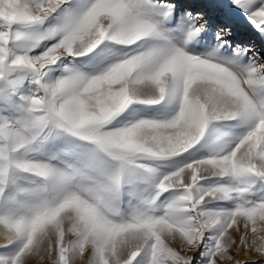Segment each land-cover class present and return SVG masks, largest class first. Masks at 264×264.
<instances>
[{"label":"rangeland","instance_id":"rangeland-1","mask_svg":"<svg viewBox=\"0 0 264 264\" xmlns=\"http://www.w3.org/2000/svg\"><path fill=\"white\" fill-rule=\"evenodd\" d=\"M181 1L0 0V264H264V0Z\"/></svg>","mask_w":264,"mask_h":264},{"label":"bare ground","instance_id":"bare-ground-1","mask_svg":"<svg viewBox=\"0 0 264 264\" xmlns=\"http://www.w3.org/2000/svg\"><path fill=\"white\" fill-rule=\"evenodd\" d=\"M163 1V0H162ZM172 3V2H171ZM181 3L183 4V5H185V6H189V8H190V6L192 5V4H194L195 5V8H196V11H197V13L199 14V15H204V14H206L207 12H209V10H210V7L214 4V0H182L181 1ZM182 5V6H183ZM219 11H217L216 13V16H220V14H223V13H221V9H218ZM181 12H179V11H177L175 14H180ZM236 23V22H235ZM232 27H233V25H232ZM239 35H240V37H247L248 38V36H249V38H250V44H252V42L254 43V44H257V43H259V44H261L262 45V42H261V40H260V34H259V32H257V31H251V30H249V28L247 27V26H245V25H242L241 27H240V33H239ZM214 38H213V36H212V33H211V31L210 30H208L207 32H206V34H205V41L204 42H210L211 44H213V45H219L220 43L216 40V42L214 43ZM200 43H201V41H200ZM253 44V45H254ZM264 46V45H263ZM227 49V48H226ZM227 52H228V50H226ZM182 118V117H181ZM188 119V118H187ZM177 125V124H176ZM99 214V213H98ZM83 215V214H82ZM95 215V214H94ZM96 216V215H95ZM97 218H95V221H94V228H95V233H96V236H97V239L98 238H102V235H103V222H102V220L103 219H101V218H103V216L101 217V214H100V216L98 215V216H96ZM152 223V222H151ZM105 227V226H104ZM107 227H108V225H107ZM110 228H111V226H110ZM143 228V227H142ZM142 231V230H141ZM94 232V231H93ZM148 232V231H147ZM91 234V233H90ZM92 234H94V233H92ZM142 234H143V232H142ZM9 236H10V234H9V232L7 231V230H4V229H2V228H0V237H2L4 240H7L8 238H9ZM92 237H93V235H92ZM135 244V243H134Z\"/></svg>","mask_w":264,"mask_h":264}]
</instances>
